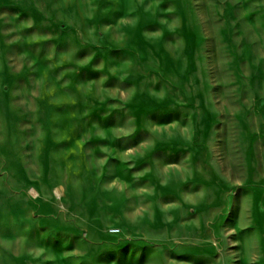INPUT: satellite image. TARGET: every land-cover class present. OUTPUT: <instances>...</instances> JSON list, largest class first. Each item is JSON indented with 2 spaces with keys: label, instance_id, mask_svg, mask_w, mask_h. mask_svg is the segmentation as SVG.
Returning a JSON list of instances; mask_svg holds the SVG:
<instances>
[{
  "label": "rangeland",
  "instance_id": "obj_1",
  "mask_svg": "<svg viewBox=\"0 0 264 264\" xmlns=\"http://www.w3.org/2000/svg\"><path fill=\"white\" fill-rule=\"evenodd\" d=\"M0 264H264V0H0Z\"/></svg>",
  "mask_w": 264,
  "mask_h": 264
},
{
  "label": "crops",
  "instance_id": "obj_2",
  "mask_svg": "<svg viewBox=\"0 0 264 264\" xmlns=\"http://www.w3.org/2000/svg\"><path fill=\"white\" fill-rule=\"evenodd\" d=\"M127 247L126 250V256L130 258H137V260H148L147 254L145 251H142L141 249L137 248L136 246H130Z\"/></svg>",
  "mask_w": 264,
  "mask_h": 264
},
{
  "label": "built area",
  "instance_id": "obj_3",
  "mask_svg": "<svg viewBox=\"0 0 264 264\" xmlns=\"http://www.w3.org/2000/svg\"><path fill=\"white\" fill-rule=\"evenodd\" d=\"M114 232H117V231H114Z\"/></svg>",
  "mask_w": 264,
  "mask_h": 264
}]
</instances>
